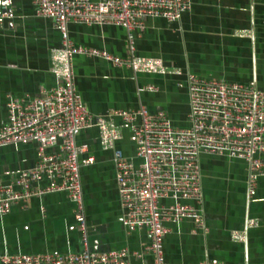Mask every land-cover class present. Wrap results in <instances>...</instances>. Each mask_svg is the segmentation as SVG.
I'll return each mask as SVG.
<instances>
[{
	"label": "crops",
	"instance_id": "0c3cea01",
	"mask_svg": "<svg viewBox=\"0 0 264 264\" xmlns=\"http://www.w3.org/2000/svg\"><path fill=\"white\" fill-rule=\"evenodd\" d=\"M3 2L6 0H0ZM7 6L8 11L0 16V126L7 120V94L32 96L39 86L54 85L49 54L60 45V32L51 18L37 15L31 0H10ZM143 21L142 29L130 30L133 53L159 56L179 72H134L99 57L73 54L74 85L90 112L132 108L139 102L149 110L162 109L159 105L164 102L168 110L184 114L176 118L185 124L187 73L227 81L253 80L264 89V0H190L189 8L177 20L146 16ZM67 33L74 43L119 55L127 52L126 30L117 24L68 21ZM140 82L157 88L141 90L149 92L142 99L141 91L136 90ZM113 120L121 132L116 145L125 155H132L134 143L127 126L117 116ZM75 140L86 142L92 155L90 163L79 167L86 246L106 250L125 245L129 251L141 250L148 240L146 229L128 231L120 222L111 150L99 145L94 126L78 130ZM55 147L47 146L46 150ZM35 160L33 140L0 145V179L9 180ZM199 167L206 230L195 228L191 218L167 222L168 231L162 237L164 259L191 263L205 258L263 261L264 174L248 195L246 163L241 158L200 153ZM72 207L64 191L33 195L23 205L13 203L0 214V253L82 250L85 245ZM250 217L255 218L254 225H246ZM234 229L244 230V240L232 238ZM142 257L150 259L151 255L144 253Z\"/></svg>",
	"mask_w": 264,
	"mask_h": 264
},
{
	"label": "built area",
	"instance_id": "2783aa9c",
	"mask_svg": "<svg viewBox=\"0 0 264 264\" xmlns=\"http://www.w3.org/2000/svg\"><path fill=\"white\" fill-rule=\"evenodd\" d=\"M0 3V16L8 2ZM35 13L51 18L60 32V45L50 49L49 70L54 85L39 86L36 95H6L7 120L0 126V145L33 140L36 160L20 168L7 181L0 179V214L15 202L22 205L33 195L64 191L73 203L81 239L80 251L1 252L0 264H264L263 261H226L205 258L196 263L167 261L162 237L167 222L191 218L195 228L206 230L202 213L199 154L212 153L241 158L246 163V190L252 194L264 174V89L253 80L227 81L187 73L188 108L185 124L175 125L163 109L149 110L138 103L132 108H110L92 113L75 88L71 57L95 56L134 72L166 73L170 69L159 56L133 53L131 29H142L144 17L177 20L190 0H31ZM111 23L126 30L124 55L105 48L74 43L67 22ZM152 83L136 90H156ZM113 116L127 126L134 143L132 155L116 145L121 137ZM97 128L99 145L111 150L114 180L120 206V222L126 230L144 227L147 243L129 251L123 245L106 250L86 246L79 167L92 161L86 142H76L78 130ZM56 146L46 150L47 146ZM248 218L246 225H254ZM194 228V229H195ZM232 238L244 240L243 229L231 230ZM149 253L150 259L142 255ZM130 255L138 257L133 261Z\"/></svg>",
	"mask_w": 264,
	"mask_h": 264
},
{
	"label": "rangeland",
	"instance_id": "374dc122",
	"mask_svg": "<svg viewBox=\"0 0 264 264\" xmlns=\"http://www.w3.org/2000/svg\"><path fill=\"white\" fill-rule=\"evenodd\" d=\"M143 83H145V82H140V83H138L139 85H142ZM144 93H149L148 91H141L140 92V94H141V98L142 99H144ZM160 106V108H162V109H164L165 111H169L167 114H170L169 116L172 118V120H173V124H175V125H181L180 123L182 122V121H180V120H177V116H180V117H184V114L182 115H180V114H177L175 111H172V110H168L167 109V107L168 106H166V104L163 102L161 105H159ZM182 106L183 107H185V104L184 103H182ZM167 109V110H166ZM154 110V109H153ZM176 113V114H175ZM172 115V116H171Z\"/></svg>",
	"mask_w": 264,
	"mask_h": 264
}]
</instances>
